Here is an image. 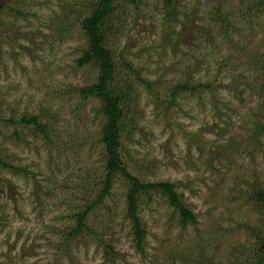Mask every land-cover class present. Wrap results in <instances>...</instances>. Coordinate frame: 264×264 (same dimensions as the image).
Returning <instances> with one entry per match:
<instances>
[{"label": "rangeland", "instance_id": "1", "mask_svg": "<svg viewBox=\"0 0 264 264\" xmlns=\"http://www.w3.org/2000/svg\"><path fill=\"white\" fill-rule=\"evenodd\" d=\"M166 1L115 0L109 87L125 104L123 164L143 183H173L196 224L142 193L140 253L125 180L98 201L106 116L82 93L97 65L77 62L88 47L80 20L96 1L0 0V264L252 259L264 232L251 197L264 190V0H172L167 16ZM177 84L201 86L173 96ZM86 209L85 227L69 235Z\"/></svg>", "mask_w": 264, "mask_h": 264}, {"label": "trees", "instance_id": "2", "mask_svg": "<svg viewBox=\"0 0 264 264\" xmlns=\"http://www.w3.org/2000/svg\"><path fill=\"white\" fill-rule=\"evenodd\" d=\"M95 6L80 20L82 34L86 38L88 44L87 49L84 50L82 56L77 59L79 65L88 63H95L98 68L97 82L82 89L84 96L95 95L102 101L101 111L106 116V122L102 127L100 141L105 148L106 162V176L102 183V190L98 197V201L109 195L113 180L120 176L127 185L126 192V215L132 223L133 235L135 240V248L140 253L144 252L142 246L145 229L143 222L138 214V198L142 193L145 194L148 200L153 197V192L166 199L167 203L174 207L178 214L182 226L187 224H196L195 215L188 209L187 205L182 202L178 192L175 190V185L166 181L146 182L143 183L140 179L131 174L127 167L121 160V132L124 128V120L126 116L123 114L125 108L123 107V98L116 91L109 87L115 65L109 48L105 41L106 37L112 31V17L115 11V0H94ZM165 6L166 16L169 15L175 8L172 5V0H167ZM1 14V11H0ZM176 18V17H175ZM228 24V23H226ZM180 35V32L177 34ZM123 66L127 69H132V66L126 60H122ZM264 67V66H263ZM138 75V74H137ZM139 78V76H138ZM146 87L151 88L147 80L139 78ZM197 86H201L198 84ZM197 86H189L187 84H177L174 87L173 96L179 90H195ZM204 86V85H203ZM207 87V86H204ZM21 122L33 123L43 130V126L38 124L36 117H23ZM264 127V125H262ZM0 165L7 166L0 160ZM252 200L257 205V208L263 213L264 221V190L257 189L252 196ZM88 209L82 213H78L76 218V226L72 229L69 235L79 234L81 229L85 227L83 217ZM255 250L252 251V259L244 264H264V232L263 235H258ZM108 247V246H107ZM110 247H108V250Z\"/></svg>", "mask_w": 264, "mask_h": 264}]
</instances>
